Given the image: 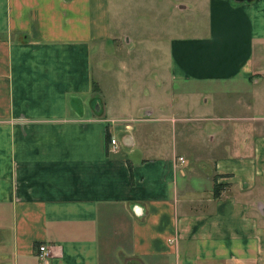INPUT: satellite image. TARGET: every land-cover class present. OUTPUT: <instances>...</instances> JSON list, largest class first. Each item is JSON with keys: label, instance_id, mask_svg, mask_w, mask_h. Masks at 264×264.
Wrapping results in <instances>:
<instances>
[{"label": "crops", "instance_id": "crops-1", "mask_svg": "<svg viewBox=\"0 0 264 264\" xmlns=\"http://www.w3.org/2000/svg\"><path fill=\"white\" fill-rule=\"evenodd\" d=\"M262 53L264 0H0V264H264Z\"/></svg>", "mask_w": 264, "mask_h": 264}, {"label": "rangeland", "instance_id": "rangeland-1", "mask_svg": "<svg viewBox=\"0 0 264 264\" xmlns=\"http://www.w3.org/2000/svg\"><path fill=\"white\" fill-rule=\"evenodd\" d=\"M149 16L152 17L153 22L155 24L154 25L155 27L165 26L167 24V22H168V18L166 16L158 17L156 14L148 15V17ZM121 18H122V21H121L120 24H121L122 28L123 27L130 28V27L133 26V22L129 18H135V19H137L135 16H132V15H129V14H126V13L123 15V17L121 16ZM135 49H136V53L135 54H138V55L147 54V55H150V56H153V55L158 56L161 52H163V49L164 48H153V50H152L151 48H146L145 46H139L138 48H135ZM117 55L120 56L119 54H117ZM258 56H259V54H258ZM261 56H264V53H262ZM98 57H99L98 54H94V56H93V71H94V76H95L96 79L98 77H102V75H101L102 72H101V69L99 67V62H98L99 59H98ZM124 58L127 59L128 56H124ZM256 59H257V55H256ZM139 67L141 69L142 64H139ZM106 78L108 80H110L109 77L106 76ZM222 111L223 112L221 114L223 116H227V115H225V110H222Z\"/></svg>", "mask_w": 264, "mask_h": 264}, {"label": "built area", "instance_id": "built-area-1", "mask_svg": "<svg viewBox=\"0 0 264 264\" xmlns=\"http://www.w3.org/2000/svg\"><path fill=\"white\" fill-rule=\"evenodd\" d=\"M111 143L114 144L115 141L112 139ZM38 250H39L38 257L40 259H44L49 254V249L44 244L43 245H39Z\"/></svg>", "mask_w": 264, "mask_h": 264}, {"label": "trees", "instance_id": "trees-1", "mask_svg": "<svg viewBox=\"0 0 264 264\" xmlns=\"http://www.w3.org/2000/svg\"><path fill=\"white\" fill-rule=\"evenodd\" d=\"M108 138V136H106ZM221 190V185L217 184L216 182L214 183V193L217 196L219 191Z\"/></svg>", "mask_w": 264, "mask_h": 264}, {"label": "water", "instance_id": "water-1", "mask_svg": "<svg viewBox=\"0 0 264 264\" xmlns=\"http://www.w3.org/2000/svg\"><path fill=\"white\" fill-rule=\"evenodd\" d=\"M249 1H252V0H234V2H249Z\"/></svg>", "mask_w": 264, "mask_h": 264}]
</instances>
